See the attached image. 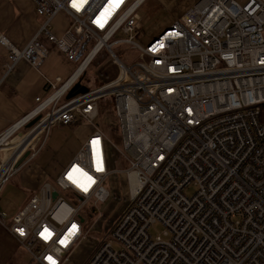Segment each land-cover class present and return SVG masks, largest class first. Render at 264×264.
<instances>
[{"label": "built area", "instance_id": "1", "mask_svg": "<svg viewBox=\"0 0 264 264\" xmlns=\"http://www.w3.org/2000/svg\"><path fill=\"white\" fill-rule=\"evenodd\" d=\"M146 1L85 0L78 10L73 0H33L43 22L28 44L20 49L0 38L6 74L22 61L42 71L50 57L43 36L75 65L68 78L48 80L47 97L0 136L1 143L12 128L23 122L11 136L41 116L31 131L44 124L35 145L3 176L0 191L54 126L93 129L55 181L43 182L16 215L0 211V226L36 263L67 264L85 239L86 209L108 202L105 184L125 174V208L84 264H264V0H197L143 47L135 39ZM61 13L71 21L57 35ZM119 44L138 51L140 61L116 55ZM102 54L120 74L101 85L96 76L93 84L89 69ZM78 83L87 92L65 99ZM104 100L114 105L121 135L115 148L126 170L110 169L112 142L95 124ZM190 186L197 188L192 196L185 193ZM157 223L164 230L154 238Z\"/></svg>", "mask_w": 264, "mask_h": 264}, {"label": "rangeland", "instance_id": "2", "mask_svg": "<svg viewBox=\"0 0 264 264\" xmlns=\"http://www.w3.org/2000/svg\"><path fill=\"white\" fill-rule=\"evenodd\" d=\"M196 1L197 0H147L138 10V16L140 18V35L135 40L141 46L146 47L174 24L178 17L182 16L188 7L193 5ZM236 1L241 4L246 2V0ZM63 14L64 13H61L62 16ZM118 37L125 38L126 36L120 33ZM113 50L115 54L126 63L140 61L139 52L132 49L129 45L119 44L114 47ZM102 56H104V54H102L89 69L90 76L102 77V81L98 82L99 85L103 84L104 81L110 82L115 80L120 74V70L113 62V59L108 54L104 57ZM101 110L104 111V107H102ZM47 113L48 111L44 112L42 117H45ZM106 117H108V119ZM38 124L39 122L32 128L24 127L19 133L11 136L0 147V165L2 167H4L6 161L14 155L13 153L16 149L14 143L17 140L21 141L23 138L29 136L30 134L28 133ZM95 124H99L102 129H107L106 127H111L112 130L113 128H117L116 134L118 135L119 133L118 123L111 116L100 115L95 121ZM35 131L36 129L33 132ZM40 133L41 132L38 133L35 139L38 138ZM116 134L111 132L108 136L112 142L107 147L110 169L126 170L127 168L123 165V162L118 161L115 146L121 148V139ZM34 140L31 143H34ZM82 144L78 137L73 134L68 127L60 124L54 126L50 130L42 150L3 185L0 191V211L8 213L10 216L16 215L19 209H22L30 201L34 194V190L37 188L38 180L44 177L50 182L55 181L73 160ZM19 163L20 159L16 166ZM22 180H27L28 183H24ZM105 185L106 188L110 190L112 196L108 202L99 206L94 217L86 220L85 239L81 244L77 245L76 251L71 255L70 261L67 264H84L92 254L96 245L101 243L108 235L113 223L121 216L125 208V201L129 198L126 175L123 174L119 177L113 176ZM196 190L197 188L195 186H190L185 190V193L188 196H192ZM163 230L164 228L157 223L151 226L150 234L155 238L162 235Z\"/></svg>", "mask_w": 264, "mask_h": 264}, {"label": "crops", "instance_id": "3", "mask_svg": "<svg viewBox=\"0 0 264 264\" xmlns=\"http://www.w3.org/2000/svg\"><path fill=\"white\" fill-rule=\"evenodd\" d=\"M70 21L66 14L63 16L60 14L53 23L54 32L61 35ZM42 22L43 19L35 12L33 0H0V38L16 47L24 48L34 37ZM41 41L50 54L41 72L22 61L13 72L6 74L9 64L8 50L0 40V136L36 107L37 98L44 99L47 96L48 80L66 79L75 68V65L69 62L46 37H41ZM95 79L94 75L88 77V80L94 82L93 84H96ZM65 127L78 137L81 144L87 140L93 130L85 123ZM24 139L26 138L17 140L14 143L15 147ZM22 181L28 183L27 180ZM0 264L38 263L7 230L0 226Z\"/></svg>", "mask_w": 264, "mask_h": 264}, {"label": "bare ground", "instance_id": "4", "mask_svg": "<svg viewBox=\"0 0 264 264\" xmlns=\"http://www.w3.org/2000/svg\"><path fill=\"white\" fill-rule=\"evenodd\" d=\"M39 113V110H35L28 118H30L32 115H36ZM27 120V119H26ZM24 120V121H26ZM23 123V122H22ZM21 123V124H22ZM21 124L17 125L16 128H12L4 137L3 140L7 139L8 137L11 136V134H13V132L17 129V127H19ZM44 127V124H42L39 128H36L35 132H32V134H30L29 136L26 137V139H24L16 148H17V152L13 153L14 155L6 162V165L4 167L0 166V181L2 180L3 176L9 172V171H13V168L16 166L17 162L19 161L21 154L23 153V151L29 146V145H35V143H31L36 136L38 135L37 133L40 131H42ZM2 140V142H3ZM36 140V139H35ZM34 140V141H35ZM1 142V143H2ZM0 143V144H1ZM29 143V144H28ZM28 145V146H27ZM16 168V167H15Z\"/></svg>", "mask_w": 264, "mask_h": 264}, {"label": "trees", "instance_id": "5", "mask_svg": "<svg viewBox=\"0 0 264 264\" xmlns=\"http://www.w3.org/2000/svg\"><path fill=\"white\" fill-rule=\"evenodd\" d=\"M104 107V111L101 110V108ZM100 115H104V116H111L114 118V120H116V122L118 123V119L116 118L115 114H114V105L112 103L111 100H104V101H101L100 103V112H99V117ZM108 119V117H106ZM260 119H261V122L264 123V105H262V108H261V116H260ZM100 126V125H99ZM107 129H102L104 131V133L109 136V134L112 133H115L117 132V128H113V130L111 129V127H106ZM118 137H121L120 135V128H119V123H118ZM123 165L126 166V163L123 161ZM45 181H48L47 179H45L44 177H41L40 180H38V183H37V188L34 190V192L41 186V184ZM32 185V184H31ZM97 210H95L94 208L92 207H88L86 209V212H87V217L91 218V217H94L95 213H96Z\"/></svg>", "mask_w": 264, "mask_h": 264}, {"label": "water", "instance_id": "6", "mask_svg": "<svg viewBox=\"0 0 264 264\" xmlns=\"http://www.w3.org/2000/svg\"><path fill=\"white\" fill-rule=\"evenodd\" d=\"M87 88L82 86L81 83H78L70 92L69 94L67 95L66 99L69 100L71 99L72 97L76 96L77 94H80V93H85L87 92ZM41 119V116H38L37 118H35L33 121H31L28 125H27V128H32L34 125H36ZM57 196V193H54V197ZM83 221V219H82Z\"/></svg>", "mask_w": 264, "mask_h": 264}, {"label": "snow or ice", "instance_id": "7", "mask_svg": "<svg viewBox=\"0 0 264 264\" xmlns=\"http://www.w3.org/2000/svg\"><path fill=\"white\" fill-rule=\"evenodd\" d=\"M85 2V0H73V4H72V6L74 7V8H77L78 10H79V8L81 7V5L83 4ZM113 2H117V0H113ZM93 143L95 144V143H97V141H93ZM98 170H99V168H98ZM71 178V177H70ZM75 227V226H74ZM62 244L64 243V241L63 240H61L60 241ZM49 259L51 260L52 258L51 257H49ZM53 264H55V262L53 261Z\"/></svg>", "mask_w": 264, "mask_h": 264}]
</instances>
